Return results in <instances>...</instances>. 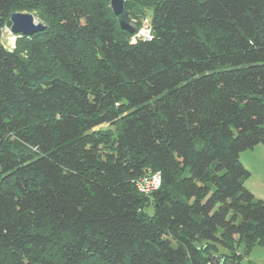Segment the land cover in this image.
Listing matches in <instances>:
<instances>
[{"label":"trees","instance_id":"16d2710c","mask_svg":"<svg viewBox=\"0 0 264 264\" xmlns=\"http://www.w3.org/2000/svg\"><path fill=\"white\" fill-rule=\"evenodd\" d=\"M110 1L0 0V36L14 13L45 26L0 43V264H250L264 0H125L133 33Z\"/></svg>","mask_w":264,"mask_h":264},{"label":"rangeland","instance_id":"374dc122","mask_svg":"<svg viewBox=\"0 0 264 264\" xmlns=\"http://www.w3.org/2000/svg\"><path fill=\"white\" fill-rule=\"evenodd\" d=\"M144 13V19L142 20V24L140 27H149L151 12L149 10H145ZM138 15L140 16L139 13ZM36 20L38 19L36 18ZM134 41H136V39ZM0 43L4 48L8 50L14 49L15 37L10 32V27H4V29L1 31ZM102 128L105 129L107 128V126H102ZM239 161L242 166L250 173L249 178L244 182V188L252 193L256 199L264 201V144L260 143L252 148H248L242 151L239 154ZM152 213L153 211L151 208H148L146 210V214H148L149 216H151ZM261 253L262 257L264 258V251H262Z\"/></svg>","mask_w":264,"mask_h":264},{"label":"water","instance_id":"95a60500","mask_svg":"<svg viewBox=\"0 0 264 264\" xmlns=\"http://www.w3.org/2000/svg\"><path fill=\"white\" fill-rule=\"evenodd\" d=\"M125 0H111L110 9L118 22L119 27L123 31L133 33L131 20L127 15L124 7ZM10 32L13 35H32L41 32L45 26L31 14V13H14L10 17Z\"/></svg>","mask_w":264,"mask_h":264},{"label":"built area","instance_id":"2783aa9c","mask_svg":"<svg viewBox=\"0 0 264 264\" xmlns=\"http://www.w3.org/2000/svg\"><path fill=\"white\" fill-rule=\"evenodd\" d=\"M135 39L150 40V28L143 26L133 37ZM161 185V176L158 172L146 171L145 174L134 181V186L138 192L149 195L159 189Z\"/></svg>","mask_w":264,"mask_h":264},{"label":"crops","instance_id":"0c3cea01","mask_svg":"<svg viewBox=\"0 0 264 264\" xmlns=\"http://www.w3.org/2000/svg\"><path fill=\"white\" fill-rule=\"evenodd\" d=\"M260 248V249H256ZM259 250V251H256ZM262 251H264V247L258 246L254 247L248 257V261L250 264H264V258L262 257Z\"/></svg>","mask_w":264,"mask_h":264}]
</instances>
